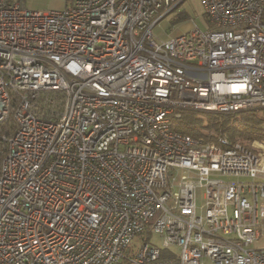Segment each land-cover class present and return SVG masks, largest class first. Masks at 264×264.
<instances>
[{
	"label": "built area",
	"instance_id": "built-area-1",
	"mask_svg": "<svg viewBox=\"0 0 264 264\" xmlns=\"http://www.w3.org/2000/svg\"><path fill=\"white\" fill-rule=\"evenodd\" d=\"M182 1L0 0V264H264V139L176 128L264 108V0Z\"/></svg>",
	"mask_w": 264,
	"mask_h": 264
},
{
	"label": "trees",
	"instance_id": "trees-1",
	"mask_svg": "<svg viewBox=\"0 0 264 264\" xmlns=\"http://www.w3.org/2000/svg\"><path fill=\"white\" fill-rule=\"evenodd\" d=\"M12 126L8 119L1 125V130L6 131ZM176 128L203 140L213 139L217 134H223L231 141L264 139V108L223 115L182 111Z\"/></svg>",
	"mask_w": 264,
	"mask_h": 264
},
{
	"label": "rangeland",
	"instance_id": "rangeland-1",
	"mask_svg": "<svg viewBox=\"0 0 264 264\" xmlns=\"http://www.w3.org/2000/svg\"><path fill=\"white\" fill-rule=\"evenodd\" d=\"M24 1V0H22ZM26 3L34 5L38 3L40 7L46 9H53L58 7L61 0H25ZM20 2V1H19ZM180 12V13H179ZM203 7L201 0H183L178 6V14L171 13L163 18L158 25L153 29V33L160 39L167 38L170 34L179 33L189 30L193 27L200 29L205 28V24L202 17ZM232 122V121H231ZM197 205L201 204V199L198 197ZM154 241H159L158 236H153ZM133 242L138 244L140 239L134 238Z\"/></svg>",
	"mask_w": 264,
	"mask_h": 264
},
{
	"label": "crops",
	"instance_id": "crops-1",
	"mask_svg": "<svg viewBox=\"0 0 264 264\" xmlns=\"http://www.w3.org/2000/svg\"><path fill=\"white\" fill-rule=\"evenodd\" d=\"M18 1H20V3H21L24 7L29 8V9H32V10H42V11H44V10H49V9L44 8V7H40V5H38V3H35L34 5H31V4L26 3L25 0H24V1H22V0H18ZM66 3H67V0H61V3H59L58 7H54L53 9H60V8L64 7V5H65ZM51 9H52V8H51ZM261 242H263V240H262Z\"/></svg>",
	"mask_w": 264,
	"mask_h": 264
}]
</instances>
